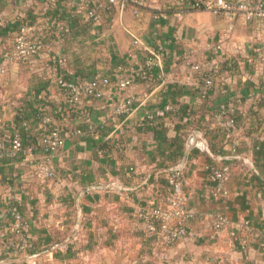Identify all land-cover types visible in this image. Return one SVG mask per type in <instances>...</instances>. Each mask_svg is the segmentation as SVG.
I'll use <instances>...</instances> for the list:
<instances>
[{
    "label": "crops",
    "instance_id": "obj_1",
    "mask_svg": "<svg viewBox=\"0 0 264 264\" xmlns=\"http://www.w3.org/2000/svg\"><path fill=\"white\" fill-rule=\"evenodd\" d=\"M92 2L100 7V24L76 18L59 40L55 20L40 15L46 0H0V24L37 16L32 26L46 29L53 25L54 32L40 58L5 65L0 77V126L10 129L21 105L27 131L38 137L45 127L33 115L37 106L63 131L53 180L33 174L41 148L34 147L33 154L22 151L0 157V264H214L216 259L228 264H264V197L256 179L264 182V166L258 169L252 161L253 144L264 145V19L243 21L205 9L183 10L175 4L168 6L169 0H145L136 14L129 4ZM63 3L54 7L53 15L68 21L70 5ZM159 13L165 17L155 19L153 15ZM154 29L167 50L161 73L155 71L150 79L120 87L116 74L123 72L116 73V67L141 65L154 46ZM132 35L142 45L133 48ZM9 39L0 38V60ZM219 41L221 51L214 53L211 46ZM60 54L69 78L110 77L102 97H86L75 107L65 105L54 82L59 69L54 56ZM186 55L198 61V69L184 63ZM222 61L225 65L217 83L201 96L200 71ZM130 95L136 99L134 107L128 113L116 112V104ZM224 103L236 107L240 117L232 132L221 135L216 130L227 127L226 114L220 110ZM177 104L193 111L190 125L197 127L192 130L202 133L198 126H205L210 129L213 147L230 154L233 150L232 155L239 158L228 164V195L216 198L207 178L212 153L188 152L183 168L188 234L161 245L144 233L141 214L162 202L167 174L155 169L152 132H140L136 127L145 118L161 120L170 141L186 129H176L177 122L187 119L186 115L178 117L181 112L164 117ZM168 105L172 109L164 108ZM85 122L95 125L94 134L69 132ZM22 141L25 148L32 144L26 136ZM127 164L133 169L129 185H123L120 167ZM91 185L95 187L82 193ZM11 201L21 206V236L26 243L39 242L44 247L40 252L29 254L26 247L17 250L9 244L13 228L5 218V208ZM78 205L80 216L75 225ZM219 212L225 214L226 222L211 236L212 216Z\"/></svg>",
    "mask_w": 264,
    "mask_h": 264
},
{
    "label": "built area",
    "instance_id": "obj_2",
    "mask_svg": "<svg viewBox=\"0 0 264 264\" xmlns=\"http://www.w3.org/2000/svg\"><path fill=\"white\" fill-rule=\"evenodd\" d=\"M108 3H115L123 6L129 4L131 11L136 14L144 4L145 0H107ZM170 4H175L181 9H205L212 14L220 17H239L243 21L253 19H264V0H169ZM70 6H77V11H81L80 17L91 22L93 25L100 24L99 5L92 2V0H71ZM153 15L155 19L165 17V15ZM38 30L39 27L32 25L22 26L8 42L3 45L0 60V77L5 71V65L9 62H33L36 58H40L42 51L46 47V43L40 38ZM154 39V46L148 49L143 57L142 64L138 67H116L123 72V75L117 76V82L120 87H127L137 80H146V74L152 68H158L159 73L163 69L164 61L167 55L166 45L162 38L154 29L151 31ZM68 33L66 25L58 27V39L61 40L63 35ZM132 47L135 48L142 45V41L137 35H132ZM214 53L221 51V41L211 46ZM262 58V57H261ZM263 59V58H262ZM54 60L59 69L55 77V85L61 91L62 99L66 106H78L86 97L100 98L104 91L110 85V77L107 75L98 74L83 80H77L66 76L63 67L65 58L63 55L54 56ZM184 63L192 69H198V61L191 55H186ZM203 79L199 88L200 95H204L210 89L213 79L216 77L217 63L212 62L206 65L203 70ZM135 97L130 95L125 97L121 102L116 104L115 111L119 113H128L133 107ZM166 110L172 109L170 105L164 107ZM230 106L220 105L221 112L230 110ZM44 131L38 136L34 144L29 147L21 149L20 134L14 125L10 129H5L10 134L0 136V157L12 156L19 151H25L28 154H33V148H41L34 159L33 174L41 180H53L56 178L55 155L63 142V131L57 124H52L50 117L45 113L35 114ZM226 125L228 128L234 127L233 119L226 118ZM24 129H29L27 121L21 122ZM1 127V126H0ZM95 125L91 122H85L82 126L74 127L69 130L70 133L81 136H89L95 133ZM188 143H192L193 147L203 152L205 144L200 139H193L189 134L186 138ZM185 141V142H186ZM233 152V150H231ZM184 168V167H183ZM183 168L178 170L170 169L167 173V180L170 185V190L167 192L161 203L152 206L147 212L141 214L145 221L144 230L151 234L155 242L161 245H167L185 238L188 234L185 226L187 216L186 200L187 192L185 190V178L183 175ZM228 165L210 166L207 168V177L212 182L211 194L213 197L221 198L228 195V190L225 186L228 177ZM9 213L12 216L10 225L17 232L20 233L21 217L17 207L14 204L8 203L5 208V214ZM226 216L224 213H216L212 216V235L215 236L218 230L225 224ZM262 233L264 231L261 230ZM20 239L9 244L14 249H24L26 241L19 235ZM241 244L245 245L244 241ZM9 248V246H5ZM214 264H228L225 260L216 259Z\"/></svg>",
    "mask_w": 264,
    "mask_h": 264
},
{
    "label": "trees",
    "instance_id": "obj_3",
    "mask_svg": "<svg viewBox=\"0 0 264 264\" xmlns=\"http://www.w3.org/2000/svg\"><path fill=\"white\" fill-rule=\"evenodd\" d=\"M66 1L69 4V2L71 0H46V8L44 9L43 13L40 15H41V17H46L48 19L49 18L54 19L55 21H53V24L58 25V27L61 25H66L68 28V32H69V30L71 28V20L74 21L76 18L81 19L80 18L81 11H79V12L77 11V6L72 5L70 7L67 5L69 8V11H68L69 12V14H68L69 19H68V21H64L63 18H61L60 16L53 15V13L55 12L54 7L58 3H63V2L66 3ZM167 5L169 6V2ZM139 10H140V8H139ZM52 16H54V17L51 18ZM36 19H37V16L32 18V19L31 18L17 19L13 22H6L4 24H0V38L10 37V39H9V41H10L13 38V36L15 35L14 34L13 36H11V34L13 32H17L24 25L34 24ZM82 20H84V19L82 18ZM52 26L53 25H48V27H46V29L43 27V28H40L41 30H38V31H40L39 36H40L41 40L45 43H47L49 38H52L54 36ZM8 42H5L4 45L5 44L7 45ZM21 63H23V62H21ZM224 65H225V61H222L220 64H217V71L215 73L216 77L219 74H221L222 70L224 69ZM155 71L158 72V68L155 67V68H152L150 71H148L146 74V79H150V77L152 76V74ZM203 73H204L203 70L200 71V79H201L200 83H202ZM216 77L213 79V83H212L211 87H213L214 84L217 83L215 80ZM86 78L87 77H85L83 75H77V77H74V79H77V80H83ZM211 87H210V89H211ZM56 89L59 90L61 93L62 90L59 87L56 86ZM198 93H199V90H198ZM204 95H201V96H204ZM224 106L227 107V103H224ZM39 109L40 108L37 106L33 108L34 117L36 116L35 114H37V113L38 114L43 113L42 110H39ZM218 110H219V108H218ZM179 112H181L182 114H179ZM221 113L226 114V118L227 117L232 118L233 122H234V127L227 128V127L223 126V128L221 127L220 129L216 130L217 133H219L221 135H226L228 132H232L235 129V127L239 124L240 114H239V111H237V108L234 106L231 107L230 110L223 111ZM14 115H15V122L12 125L15 126V128L17 129V132H18V130L21 132V136H20L21 149L25 148L23 145V141H22V138L23 137L25 138V136L29 138V140L32 142V144H34L38 137L32 135L30 133V131H27V129H24L22 124H21L22 121H27L26 116H25V108L20 105V107H17ZM172 115H178L179 118H181V116L186 115L187 119L183 123L177 122L176 129H180L181 127H184L186 129L178 133L179 137L175 136L172 139H170V141L166 135V129L163 126V123L161 120L157 121L156 119H153V118H145L136 127V130L140 131V132H152L153 138L156 142L155 154L157 156V159L155 161V169L159 170L161 172H166V174L169 173L170 169L181 159L186 138L190 134L191 130L194 127H197L195 125H192V123L190 125L191 117L193 115V111L190 110L186 105H183V104L178 105L177 104L174 107V109L164 112V117L165 116L171 117ZM198 128L200 130H202L203 135L206 137L207 142H208V148L213 155L212 157H209L207 168H209L210 166L228 165L230 162L235 160L233 158L222 159V160L215 158L216 156L232 155L234 153V151L232 152V154H230L221 148L218 149V148L213 147V145H211V143H213V141L209 137L210 129L206 128L203 125H201L200 127L198 126ZM5 129H6V127H4V128H3V126L0 127V136L1 137H3L2 135L6 134V133L10 134V132L9 131L7 132ZM192 149H196V148H192ZM190 151H192V150H190ZM21 152L22 151H19L17 153V155ZM203 153L207 154L206 151H203ZM252 161H253V164L255 165V167L258 169L261 168L260 166H264V145L261 142L256 141L252 146ZM132 169H133L132 166L129 164H127L123 167H120V170H122V172H123L122 173V184L123 185H129V179L131 177ZM183 175H184V171H183ZM256 179L260 183L262 196L264 197V182L259 180L257 177H256ZM208 181L212 185V182L209 179H208ZM165 185H167V192H169L170 185L168 183L167 176L165 179ZM10 203L14 204L17 207L19 214H20V217H22L21 208H20L21 206H20L19 202L11 201ZM5 218L8 220V225H9L12 221V216L6 212ZM144 233L149 234L145 230H144ZM19 235H20V233H17L14 229H12L11 235H10L11 242L12 241L13 242L18 241L20 239ZM167 245H169V244H167ZM26 248H27L26 251L29 254L38 253L44 249V247H40L39 242H37V243H32V242L28 243L27 242Z\"/></svg>",
    "mask_w": 264,
    "mask_h": 264
},
{
    "label": "water",
    "instance_id": "obj_4",
    "mask_svg": "<svg viewBox=\"0 0 264 264\" xmlns=\"http://www.w3.org/2000/svg\"><path fill=\"white\" fill-rule=\"evenodd\" d=\"M190 135L193 137V139H200L203 141V143L205 144V150L208 154L211 155V152L208 148V142L206 140V138L204 137V135L201 133V131L197 130V129H194L191 131ZM193 147V144L192 143H188L187 141L185 142L184 144V150H183V154L181 156V159L172 167V170H178V169H181L184 167L185 163H186V160H187V155H188V152L192 149ZM228 158H239V156L237 155H224V156H218L217 159H228ZM252 169L256 171V169L254 168V166L252 165ZM258 173V172H257ZM95 187L94 185H91V186H87L85 189H83L82 193L85 192L86 190L88 189H91ZM121 188H125V187H121ZM76 223L75 225L78 224V221H79V216H80V206L78 205L77 207V215H76Z\"/></svg>",
    "mask_w": 264,
    "mask_h": 264
}]
</instances>
